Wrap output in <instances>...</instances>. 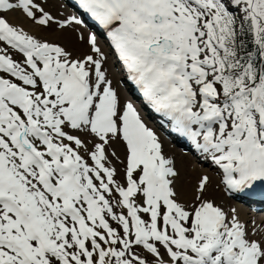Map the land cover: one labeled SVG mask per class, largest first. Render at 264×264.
I'll return each instance as SVG.
<instances>
[{"label":"snow or ice","instance_id":"1","mask_svg":"<svg viewBox=\"0 0 264 264\" xmlns=\"http://www.w3.org/2000/svg\"><path fill=\"white\" fill-rule=\"evenodd\" d=\"M57 2L0 0V264H264L229 203L264 186V0Z\"/></svg>","mask_w":264,"mask_h":264},{"label":"bare ground","instance_id":"2","mask_svg":"<svg viewBox=\"0 0 264 264\" xmlns=\"http://www.w3.org/2000/svg\"><path fill=\"white\" fill-rule=\"evenodd\" d=\"M61 4L62 1L58 0L57 4L52 8V11L53 12L60 11L64 15H70L73 13L69 9L70 6L62 7ZM80 30L83 31L85 35H87L88 30L86 28H82ZM49 37L51 39H56V40H60L61 42L67 43L69 46L72 47H76V48L84 47V45H81L77 42L75 34L71 29H69L65 33L49 34ZM105 51L108 50L105 49ZM113 72L115 73L116 70H113ZM122 95L127 96L128 93L123 91L122 89ZM142 115L145 116L146 120L147 117H149V113L145 112L144 110L142 112ZM148 123L150 126V122ZM152 124L156 129H158V133L159 134L161 133L160 136L164 143L166 153L175 158L177 169L180 172L179 183L185 190L190 192L191 186L195 183L198 176L203 173H207L212 177L214 186L218 184L219 176L216 175L215 171L211 167H209L206 162L198 158L197 154L192 150L191 146L187 143V141H185L183 138L179 136L174 135L165 128V131L168 133L167 135L164 129L161 128L160 124L155 120L152 121ZM161 131L163 132L164 136L162 135ZM181 148L185 150V152H189V150L191 149L197 161H199V164L197 163L190 164L189 160L186 158L185 152ZM189 158L191 157L189 156ZM191 165L192 167L190 168ZM262 193H264V186H257V188L252 193H247V195L240 194L238 199H229V203L238 207L242 215L246 214L248 217H255L258 221L264 220V211L261 210L262 209L261 207H264V195H262ZM214 194L217 195L218 197L221 195L218 190H216Z\"/></svg>","mask_w":264,"mask_h":264},{"label":"rangeland","instance_id":"3","mask_svg":"<svg viewBox=\"0 0 264 264\" xmlns=\"http://www.w3.org/2000/svg\"><path fill=\"white\" fill-rule=\"evenodd\" d=\"M62 1V0H61ZM69 9L71 10V12H73L74 10L73 9H71L70 7H69ZM88 30V29H87ZM88 32V31H87ZM101 43H102V47H104L106 50H108V48H107V43H106V41H104V40H101ZM113 70H116V69H113ZM142 112H143V109H142ZM147 122H150V127H153V128H155L154 126H153V124H152V119H149V117H147ZM156 129V128H155ZM157 130V132H158V129H156ZM162 132V131H161ZM161 134V133H160ZM162 135L164 136V134H163V132H162ZM172 142V141H171ZM182 149V148H181ZM183 150V149H182ZM184 152H185V150H183ZM185 154H186V158L189 160V163L190 164H195V163H197V164H199V161L197 162V161H195V160H193L192 159V157L191 158H189V156H192L191 155V152H185ZM184 154V155H185ZM188 154V155H187ZM188 156V157H187ZM195 156V155H194ZM188 166V165H187ZM192 167V165L190 166V168Z\"/></svg>","mask_w":264,"mask_h":264}]
</instances>
